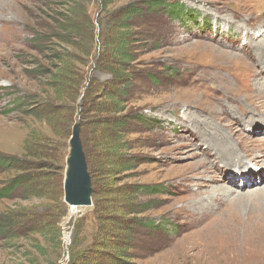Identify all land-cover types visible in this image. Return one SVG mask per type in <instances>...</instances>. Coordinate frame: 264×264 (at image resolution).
I'll return each mask as SVG.
<instances>
[{
    "label": "rangeland",
    "instance_id": "obj_1",
    "mask_svg": "<svg viewBox=\"0 0 264 264\" xmlns=\"http://www.w3.org/2000/svg\"><path fill=\"white\" fill-rule=\"evenodd\" d=\"M143 1L107 0V32L126 5L142 12ZM162 1L177 14L150 15L145 38L136 36L138 18L128 22L135 42L123 72L131 84L120 88L114 113L124 121L116 146L127 170L110 175L98 166L89 207L19 195L0 201V220H27L0 238V264H264V0ZM99 5L86 3L91 21L78 13L71 35L61 20L67 5L0 0V152L22 156L27 132L13 100L52 96L32 73L46 55L99 53ZM78 67L111 81L92 61ZM78 108L74 124L89 132L101 115L80 119ZM103 152L93 149L100 163ZM12 174L0 171V187ZM32 222L50 230L26 232ZM126 230L127 245L118 251L116 236Z\"/></svg>",
    "mask_w": 264,
    "mask_h": 264
},
{
    "label": "trees",
    "instance_id": "obj_2",
    "mask_svg": "<svg viewBox=\"0 0 264 264\" xmlns=\"http://www.w3.org/2000/svg\"><path fill=\"white\" fill-rule=\"evenodd\" d=\"M52 1L67 5V14L69 15L63 16L61 20L63 26L68 25L69 34L78 32L79 27L75 21V16L78 13L90 23L89 17L85 16L87 15L86 3L90 0ZM142 4L144 6L141 8L142 12L138 7H132L131 4L126 5L121 13L119 12L115 16L120 20H112L117 23L116 27H112L107 32V0H100V15H104V17H99L98 20L99 53L90 54L88 50L86 54H47L44 58L45 64H38L36 70H32L36 78L39 77L45 81L52 96L40 99H37L35 95L17 97L11 104V111L20 116V118H16V121L26 129L27 133L23 141L21 157L0 152V171L2 173L13 172L12 176L0 187V201L10 199L13 195H19L24 200L37 198L64 205L62 200L65 152L68 148L74 116L77 114V105L80 119L88 112L101 115L90 120L89 132L83 131V124H80V138L92 183V203H94L96 195L93 179L94 174L98 171V166L101 165L103 169L106 167L107 170L104 169L103 172L107 171L110 175H113L114 172L118 174L127 170L129 161L124 160V154L120 152L123 147L116 146L119 142L116 135L120 129L124 128V121L120 117H114V113L117 111L116 97H120L123 93V89L120 92V88L128 87L131 84L128 72H123L127 66L126 63L131 61L127 49L135 42V40H130L132 35L128 22L134 17L138 18L141 23V32L136 36L145 38L150 15L160 14L162 11L170 17H175L177 14L174 4L165 5L162 0H146ZM92 35L90 44H93L94 40V33ZM65 43L69 46L72 45L70 42ZM41 55L44 57L45 54ZM88 61L93 62L95 71L108 74L111 81H98L95 77L85 76L78 65L84 67ZM102 100L103 102H101ZM94 101L101 103L98 104L97 109L88 110V105ZM10 113L6 112L2 115H10ZM108 114L111 116L107 117ZM26 119L44 124L49 129L50 135L45 134L36 126H31L26 122ZM97 148H104L100 157L104 158L102 163L95 159L97 156L93 153V149ZM127 193L130 191H126ZM123 213L129 215L135 211L123 210ZM15 218L0 220V238L9 236L12 233L10 230H14L16 227L22 225L24 227L25 216H20L19 222H16L17 218ZM103 218L107 221V215ZM105 219L101 224H104ZM107 223L111 225L113 221L108 220ZM29 224L30 228L26 232H32V234L42 235L50 230V224L47 222ZM2 225L7 228H2ZM133 225L129 228H132ZM144 227H151V224ZM18 229L20 231V228ZM127 233H129L128 230L124 236L119 234L116 236L118 243L114 245V248L117 246L118 251L127 245ZM15 235L23 236L24 234L16 233Z\"/></svg>",
    "mask_w": 264,
    "mask_h": 264
},
{
    "label": "water",
    "instance_id": "obj_3",
    "mask_svg": "<svg viewBox=\"0 0 264 264\" xmlns=\"http://www.w3.org/2000/svg\"><path fill=\"white\" fill-rule=\"evenodd\" d=\"M65 159L63 202L69 207L92 205V183L80 138L79 123L73 124Z\"/></svg>",
    "mask_w": 264,
    "mask_h": 264
},
{
    "label": "bare ground",
    "instance_id": "obj_4",
    "mask_svg": "<svg viewBox=\"0 0 264 264\" xmlns=\"http://www.w3.org/2000/svg\"><path fill=\"white\" fill-rule=\"evenodd\" d=\"M74 207H72L71 209H73Z\"/></svg>",
    "mask_w": 264,
    "mask_h": 264
}]
</instances>
